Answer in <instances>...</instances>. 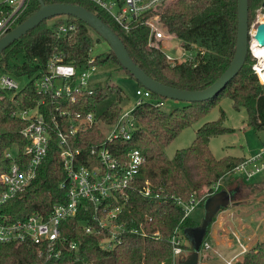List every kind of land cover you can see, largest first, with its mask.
Returning a JSON list of instances; mask_svg holds the SVG:
<instances>
[{
  "label": "trees",
  "instance_id": "1",
  "mask_svg": "<svg viewBox=\"0 0 264 264\" xmlns=\"http://www.w3.org/2000/svg\"><path fill=\"white\" fill-rule=\"evenodd\" d=\"M41 1L46 5H77L96 14L121 40L139 69L152 80L171 88L203 90L222 75L233 58L237 32L236 0H172L158 13L160 27L179 40L185 51L199 50L194 58L186 57L179 63L168 61L165 53L155 46L146 48L148 29L145 26L133 24L126 33L106 12L87 0ZM261 7L264 8V0H248L249 26L254 13ZM38 8L37 0H29L17 25ZM60 26L71 28L59 33ZM91 32L94 31L74 17L58 16L42 21L0 54L1 73L30 78V83L19 91L0 90V173L9 166L4 153L13 147L23 150L26 146L20 131L28 121L16 117L17 112L36 110L47 123H70L77 114L84 118L93 113L95 124L78 132L71 142L74 149H80L85 154L104 141L105 132L117 121L122 111L123 91L109 82V77L106 85H94L91 95H79L75 102L50 96L43 98L33 85L35 80L45 76L47 64L54 57L61 58L63 64L78 70L86 67L92 49ZM253 63L248 53L238 74L211 100L186 103L183 108L170 112H164L161 107L148 102L135 105L132 109L136 129L131 140L117 139L110 147L121 163L131 149H138L144 157L120 217L127 228H138L141 224L144 236L126 233L121 245L104 251L99 247V235L84 233L79 225L83 217L78 214L60 226L62 239L76 244L75 252L64 246L59 259L46 258L44 254H39L36 245L14 242L0 245V264H172L171 238L176 235L182 241L186 230L199 226L189 216L184 217L177 201L188 203L196 200L202 204L211 194V186L219 180L229 179L228 174L245 158L225 156L216 159L209 148L212 138L232 131L224 127L222 111L217 120L204 123L195 132L191 145L176 151L172 159L167 158L164 149L184 129L205 117L221 98L229 99L234 110L245 111L246 126L254 131H263L264 87L251 69ZM93 64L97 72L121 70L131 77L111 51L93 57ZM138 87L141 85L138 84ZM151 99L157 103L166 100L153 93ZM65 175L59 160V149L52 141L35 178L23 192L1 206V211L13 219H23L35 212L48 214L54 204L64 201L60 184ZM145 183L150 187V197L139 193ZM221 188L222 184L218 191ZM213 221L214 217L210 223ZM204 244L205 236L201 249ZM180 247L191 251L190 246L181 244ZM239 264H264V240L250 248Z\"/></svg>",
  "mask_w": 264,
  "mask_h": 264
},
{
  "label": "built area",
  "instance_id": "2",
  "mask_svg": "<svg viewBox=\"0 0 264 264\" xmlns=\"http://www.w3.org/2000/svg\"><path fill=\"white\" fill-rule=\"evenodd\" d=\"M87 1L106 12L126 33L133 24L145 26L148 29L147 49L154 46V43L169 38L159 30L158 13L172 0ZM28 2L29 0H0V38L17 25ZM259 18L253 26L254 31L256 24L261 22ZM70 28L60 26L58 32L65 33ZM254 31L250 33L248 53L254 60L251 69L264 87V46H259L253 39ZM180 49L185 51L181 46ZM198 51L196 49L193 52H185L192 53L193 56L188 57L194 58ZM90 52L88 64L81 70L63 64L61 58H52L47 64L45 76L33 83L37 94L43 98L50 96L70 102H75L79 95H91L94 88L91 83L97 73V67L93 64ZM165 57L168 61L177 63L186 58L184 54L177 57L165 54ZM0 90L19 91L16 77L0 72ZM135 95L138 97L136 105L144 102L156 107L163 105L153 101L151 92L143 87H138ZM43 102L44 100L41 104ZM131 111H121L117 121L105 132L104 141L91 147L86 154L80 149H74L71 142L78 132L95 124L93 113L84 118L77 114L70 123H47L36 110L15 113L16 117L28 121L26 127L20 131L26 146L23 150L13 147L4 153V157L9 160V166L0 173V208L23 192L35 178L52 141L59 149V160L66 174L60 184L64 192V201L54 204L48 214L35 212L23 219H13L0 209V245L30 242L36 245L40 255L59 259L62 247L66 246L74 252L77 250L75 243H67L62 239L60 226L62 222L78 214L83 217L79 225L84 233L99 235V247L104 251L113 250L121 245L126 233L145 235L141 224L138 228H127L125 221L120 219L129 200L128 192L144 163V157L138 149H131L127 151L126 159L121 163L116 158L114 149L110 147L114 140H131L136 129ZM261 172H264V145L256 155L246 158L228 176H239L238 178L248 182ZM220 184L219 180L211 186L209 196L218 191ZM139 193L143 197L151 196L147 183ZM198 203L196 200L188 203L177 201V205L184 211V217L189 216ZM170 243L173 251L172 264H175L176 259L182 254L180 238L174 235Z\"/></svg>",
  "mask_w": 264,
  "mask_h": 264
},
{
  "label": "rangeland",
  "instance_id": "3",
  "mask_svg": "<svg viewBox=\"0 0 264 264\" xmlns=\"http://www.w3.org/2000/svg\"><path fill=\"white\" fill-rule=\"evenodd\" d=\"M264 17V8H258L250 21V33L254 31V25L258 17ZM160 32L164 36H169L162 42H156L153 45L162 50L171 57H177L184 54L185 57L193 56L180 49L179 40L168 35L166 30L159 26ZM92 49L91 57L109 52L108 44L101 39L96 33L91 32ZM117 85L123 91L122 101L120 103L123 112L131 111L138 101L135 91L138 89L137 82L128 76L124 71L97 72L91 85L103 87L106 85V79ZM19 90L25 88L30 83V78L17 77ZM95 81V83H93ZM95 86V87H96ZM186 105L185 102L166 99L161 106L164 112H170L173 109H180ZM224 113V127L231 129L230 133L214 137L209 142V148L216 159L225 156L232 157H252L256 155L264 144V130L254 131L246 126V114L243 109L234 110L231 101L227 98H221L218 104L213 107L202 119L190 127L184 129L173 142L164 149L168 159H172L175 152L191 145L195 132L206 122H212L220 117V112ZM14 153L15 151H11ZM238 178L239 176H229ZM264 180V173L257 177ZM225 183V181H224ZM254 186V179L247 182ZM254 183V184H253ZM264 183V182H262ZM247 196V198H244ZM238 204H231L224 210L218 211L214 216V221L209 224L208 232L205 234V244L200 249L198 264L209 262L211 264H224V257L228 256L232 264H239L244 254L252 248L257 242L264 240V187L255 186V190L248 194L240 193ZM203 203L195 205L189 213V217L196 223L200 224L204 218ZM181 244L191 247V242L187 234ZM191 251L183 250L182 254L176 259L179 260L187 257ZM219 254V255H218ZM223 256H221V255Z\"/></svg>",
  "mask_w": 264,
  "mask_h": 264
},
{
  "label": "water",
  "instance_id": "4",
  "mask_svg": "<svg viewBox=\"0 0 264 264\" xmlns=\"http://www.w3.org/2000/svg\"><path fill=\"white\" fill-rule=\"evenodd\" d=\"M37 1L39 3L38 10L0 38V54L10 44L37 27L42 21L58 16H71L87 25L108 44L111 53L118 61L121 68L127 71L141 87L164 99L185 103L205 102L213 99L225 88L228 82L238 74L248 54V42L250 38L248 0H236V42L233 58L229 66L213 84L200 91H182L162 85L149 78L129 57L123 43L117 35L106 24L99 20L96 14L77 5H46L41 0ZM253 39L259 46H264V22L256 24ZM227 204L228 198L223 192L215 193L204 200L203 207L205 214L202 222L197 228L185 231V234L188 235L191 242V252L187 257L180 259L179 264H198L199 252L208 226L215 214L225 208Z\"/></svg>",
  "mask_w": 264,
  "mask_h": 264
},
{
  "label": "crops",
  "instance_id": "5",
  "mask_svg": "<svg viewBox=\"0 0 264 264\" xmlns=\"http://www.w3.org/2000/svg\"><path fill=\"white\" fill-rule=\"evenodd\" d=\"M263 145L264 144H262V146ZM243 158L246 159L248 157L243 156ZM262 173H264V172H261L252 178V179H254V183H255V184L253 183L254 186H252V184H248L246 181L241 180L240 178H233V179L229 178V179L224 180L225 183H224V181H221L222 188L219 191H217L216 193L223 192L227 196L228 204L226 205L225 209L227 207H229L231 204H238L239 203L238 202L239 199L237 200V198H239L241 192L246 195L250 191L255 190V186H257V185L264 187V183H262V182H264V180L263 179H257V177L262 175ZM244 198H247V196H245ZM229 258H230L229 256H228V258L224 257V259H223L224 264H227L228 262H230V264H232V260H230ZM179 262H180V260H179ZM204 264H211V263L204 262Z\"/></svg>",
  "mask_w": 264,
  "mask_h": 264
},
{
  "label": "bare ground",
  "instance_id": "6",
  "mask_svg": "<svg viewBox=\"0 0 264 264\" xmlns=\"http://www.w3.org/2000/svg\"><path fill=\"white\" fill-rule=\"evenodd\" d=\"M259 21L264 22V18L263 17H260L259 18Z\"/></svg>",
  "mask_w": 264,
  "mask_h": 264
}]
</instances>
